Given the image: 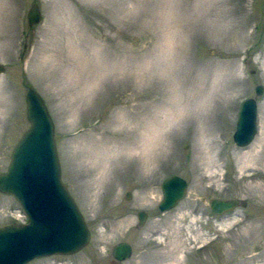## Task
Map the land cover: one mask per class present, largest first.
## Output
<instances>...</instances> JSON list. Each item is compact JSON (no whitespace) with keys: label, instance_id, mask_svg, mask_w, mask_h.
Returning a JSON list of instances; mask_svg holds the SVG:
<instances>
[{"label":"rangeland","instance_id":"1","mask_svg":"<svg viewBox=\"0 0 264 264\" xmlns=\"http://www.w3.org/2000/svg\"><path fill=\"white\" fill-rule=\"evenodd\" d=\"M0 65V173L32 87L89 229L75 254L28 264H264V0H0ZM247 97L257 130L243 148L231 134ZM174 174L186 194L161 213ZM213 198L239 202L216 216ZM21 213L0 193V226ZM120 241L131 257L116 263Z\"/></svg>","mask_w":264,"mask_h":264},{"label":"water","instance_id":"2","mask_svg":"<svg viewBox=\"0 0 264 264\" xmlns=\"http://www.w3.org/2000/svg\"><path fill=\"white\" fill-rule=\"evenodd\" d=\"M35 2L27 9V25L37 24L42 14ZM4 67L0 65V72ZM262 85L253 89L262 95ZM25 117L28 129L19 137L10 152L6 171L0 173V193L10 195L18 202L27 222L0 226V264H28L31 260L50 255H69L82 249L88 242L89 229L68 188L61 181L60 167L53 137L54 126L43 98L28 87L24 93ZM255 98H245L239 104L231 138L233 145L243 147L256 133ZM187 182L177 175L161 181V199L157 209L170 210L186 194ZM130 198L129 192L125 193ZM239 200L233 198L210 200L209 211L220 215L237 208ZM245 202H240L243 206ZM141 226L147 214L137 213ZM132 247L124 241L112 246L115 261L127 260Z\"/></svg>","mask_w":264,"mask_h":264},{"label":"flooded vegetation","instance_id":"3","mask_svg":"<svg viewBox=\"0 0 264 264\" xmlns=\"http://www.w3.org/2000/svg\"><path fill=\"white\" fill-rule=\"evenodd\" d=\"M115 262H116V261H115ZM117 262H119V261H117ZM117 262H116V263H117Z\"/></svg>","mask_w":264,"mask_h":264}]
</instances>
